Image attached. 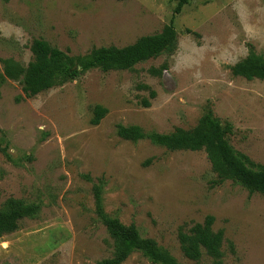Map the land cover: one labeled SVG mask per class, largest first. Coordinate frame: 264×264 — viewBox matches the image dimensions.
<instances>
[{
    "label": "rangeland",
    "instance_id": "1",
    "mask_svg": "<svg viewBox=\"0 0 264 264\" xmlns=\"http://www.w3.org/2000/svg\"><path fill=\"white\" fill-rule=\"evenodd\" d=\"M0 0L3 61L26 67L43 39L72 56L123 47L172 23L177 47L131 70L90 69L26 97L0 81V211L10 200L37 204L0 233V264H98L115 240L102 217L135 227L182 264H264V195L220 180L203 150H169L143 133L191 130L208 111L225 138L264 163V80L230 71L250 50L264 59V0ZM186 29L197 35L187 33ZM151 92L154 93L151 96ZM147 100L148 105H144ZM106 114L94 125L93 108ZM99 192V199L96 198ZM213 217L221 256L185 257L178 234ZM121 264H153L133 251Z\"/></svg>",
    "mask_w": 264,
    "mask_h": 264
},
{
    "label": "trees",
    "instance_id": "2",
    "mask_svg": "<svg viewBox=\"0 0 264 264\" xmlns=\"http://www.w3.org/2000/svg\"><path fill=\"white\" fill-rule=\"evenodd\" d=\"M190 0H177L173 15L180 12L182 6ZM187 33H192L186 29ZM177 47V32L172 23L165 25L158 33L139 37L132 44L117 46H101L93 48L88 54L72 56L43 39H34L30 45L33 60L22 67L10 60L3 61L4 78L14 79L21 85V91L26 97L37 95L54 86L78 78L84 72L98 68L107 72L110 70H131L133 67L150 58L161 54H172ZM234 76L247 80H264V59L250 50L241 60L230 66ZM154 93L151 92V96ZM144 105H148L144 100ZM107 109L101 105L93 108L91 123L96 125L106 114ZM223 126L214 118L210 111L203 115L199 123L191 130L175 129L171 133H143L137 126H117V134L123 139H149L152 143L169 150H203L220 180L231 179L238 182L249 193L258 192L264 195V163H255L245 154L236 151L225 138ZM96 191V198L99 199ZM37 204H23L18 200H10L7 207L0 211V233L13 230L19 218L34 215ZM111 236L115 240V252L112 258H106L98 264H121L133 251L141 252L153 264L179 263L166 249L148 238H142L135 227H125L117 219L102 217ZM213 217L207 216L204 223L194 224L188 233L180 231L178 240L183 255L196 260L204 249L212 257L221 256L222 232H213L211 225Z\"/></svg>",
    "mask_w": 264,
    "mask_h": 264
}]
</instances>
